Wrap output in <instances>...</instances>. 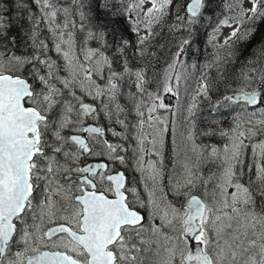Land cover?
Here are the masks:
<instances>
[{
  "label": "snow or ice",
  "instance_id": "6c2138e0",
  "mask_svg": "<svg viewBox=\"0 0 264 264\" xmlns=\"http://www.w3.org/2000/svg\"><path fill=\"white\" fill-rule=\"evenodd\" d=\"M247 2L234 0V14L219 21L232 28L221 47L249 39L264 21V0ZM172 5L20 0L28 24L20 54L0 15V264H264V47L216 101L232 113L226 129L196 130L195 96L170 121L176 111L165 97L179 99L188 79L190 41L177 43L156 89L141 62L156 57L151 42ZM205 7L189 0L181 15L177 6L170 32L191 34ZM202 79L196 95L207 98ZM129 83L136 92L126 108ZM109 133L130 142L138 182L115 167L128 148ZM217 135V144L199 139Z\"/></svg>",
  "mask_w": 264,
  "mask_h": 264
},
{
  "label": "trees",
  "instance_id": "16d2710c",
  "mask_svg": "<svg viewBox=\"0 0 264 264\" xmlns=\"http://www.w3.org/2000/svg\"><path fill=\"white\" fill-rule=\"evenodd\" d=\"M0 2L7 5L8 10L6 8L4 15L6 22L12 26L11 35H15L18 43L21 44L16 49V52L20 54L25 51L22 46V34L28 27L27 21L18 17L17 6L20 0H0ZM188 2L189 0H173L172 14L166 18L163 24L157 26L160 48L154 51L152 47L155 39L151 42L150 50L156 52V57L149 58L141 62V64L147 65L149 70L157 68V65L159 67V73H161L160 70L163 69L165 61L169 60L171 53L176 50L177 43L184 38L189 39L190 43L186 46L183 59L193 65V71L202 72L205 68L204 74L207 75V82L209 84L207 102L212 110L219 112L220 118L227 119L229 113H231L230 110L216 106V101L226 91V85L235 81L242 63L248 59H255L256 54L264 47V21L257 23L256 31L249 39L235 43L232 48L221 47L223 43L218 48H214L213 38L214 35L218 34L217 25L219 21L231 17L234 14L229 9V6L234 0H206V7L203 9V14L195 25L190 26L191 34L187 30L170 32V25L176 23L175 12L177 6L181 7L180 14L185 15L183 6ZM130 35L129 38L135 40V37ZM230 51L235 53L233 57H229L228 53ZM217 56L221 57L219 62L216 61ZM133 63L135 64L136 62L133 61ZM208 65H211V67H208ZM205 122L207 123V127L213 128L212 122L206 118H201L199 123L203 126ZM211 139L210 137L209 140Z\"/></svg>",
  "mask_w": 264,
  "mask_h": 264
},
{
  "label": "rangeland",
  "instance_id": "374dc122",
  "mask_svg": "<svg viewBox=\"0 0 264 264\" xmlns=\"http://www.w3.org/2000/svg\"><path fill=\"white\" fill-rule=\"evenodd\" d=\"M244 7H250V4L247 2V0H244ZM7 5L0 2V15H4L6 12ZM8 10V8H7ZM6 20V18H5ZM232 31V28L227 27V26H221L218 28V34L214 35L213 38V46L214 48H218L219 45L224 43V40L230 36ZM131 36V35H130ZM155 50H158L160 48V41L158 35L155 37V43L153 44L152 47ZM18 54V53H17ZM184 60V59H183ZM158 64V63H157ZM193 65L188 63L187 61L184 60V67L181 69L182 73L188 77L186 81L182 80L181 85H180V96L179 99L176 97L172 96L171 94H168V99L165 98V103L169 104L172 106V108L176 111V116L173 117L171 112L166 113L169 117V120H176L180 121L184 115H186V108L187 105L192 101L193 96L196 97L195 103L197 104V108L194 109L195 111V116H193L191 119L195 123V128L197 131H203L206 129H210L207 127V123L205 122L203 126L200 125V119L201 118H206L209 121L212 122L213 128L211 130L216 131L221 128H227L229 124L232 122V113H229L227 119L225 118H220L219 112H216L212 110L209 106V103L207 102V98H205L203 95H196V90L199 87L201 83H203L202 79V74H204L205 68L202 70V72H197L193 71ZM158 74H156L157 76ZM149 79V78H148ZM151 83V82H150ZM123 92L125 93L124 99L122 100V103L124 106L130 107L132 101L128 98L127 93L130 91L131 93H135V84L134 83H129L126 85H123ZM150 89H156L153 87H149ZM160 114H165L164 110H160ZM133 116L129 117L131 119ZM217 119V120H216ZM231 121V122H229ZM103 125L108 126L109 122L107 121L106 123H103ZM199 125V127H198ZM112 126V125H111ZM112 127L115 128L116 131L122 132L123 129L120 128L119 125H113ZM171 137V136H169ZM166 137V138H169ZM210 137H200L199 139L205 143V144H217L220 141L219 136H214L211 137L212 139L209 140ZM110 142L113 143H123L125 147L128 148L127 152H120L118 153L119 155H124L126 157L127 163L121 165V166H127L129 174L131 175L130 177L132 180L135 182H138L140 180V174L136 171L135 165H136V159L133 155L132 148L130 147V142L129 141H122L119 137L112 136L110 133L108 134L107 138ZM218 140V141H216ZM173 137H171V146L170 148H165V160L169 161L171 163V166H175V158H174V153L172 149L176 147V145L172 142ZM170 152V153H169ZM171 155V156H170ZM174 161V162H173ZM171 168V167H170Z\"/></svg>",
  "mask_w": 264,
  "mask_h": 264
},
{
  "label": "flooded vegetation",
  "instance_id": "af4514ba",
  "mask_svg": "<svg viewBox=\"0 0 264 264\" xmlns=\"http://www.w3.org/2000/svg\"><path fill=\"white\" fill-rule=\"evenodd\" d=\"M157 64V63H156ZM157 68H154L153 70H148L147 68V75H148V78H149V81L151 83L148 84V87H157V83L156 81L159 79V76H160V73H159V67L156 65ZM161 71V70H160ZM150 73V74H149ZM156 73L158 74L156 76ZM166 99H168V96L165 97ZM131 119H134V116L131 118ZM130 119V120H131ZM95 121L94 120H89L88 123H94ZM107 120L106 119H103L101 118V120L99 121V124L103 125V123H106ZM110 124V122H109ZM113 126V125H112ZM107 138H108V135H107ZM171 146V137L169 138H166V147L165 148H170ZM125 163H127V161H125ZM165 165L166 167H172L171 166V163L167 160H165ZM115 167L118 169V170H124L125 171V174L128 176L129 178V183H133L135 182L134 180H132V178L130 177L131 175L129 174V171H128V167L125 165V166H121L120 164H116Z\"/></svg>",
  "mask_w": 264,
  "mask_h": 264
},
{
  "label": "bare ground",
  "instance_id": "6f19581e",
  "mask_svg": "<svg viewBox=\"0 0 264 264\" xmlns=\"http://www.w3.org/2000/svg\"><path fill=\"white\" fill-rule=\"evenodd\" d=\"M198 58V57H197ZM149 70V69H148ZM150 74V73H149ZM157 74V73H156ZM211 129V128H210ZM170 153V152H169ZM171 156V155H170ZM174 162V161H173Z\"/></svg>",
  "mask_w": 264,
  "mask_h": 264
}]
</instances>
